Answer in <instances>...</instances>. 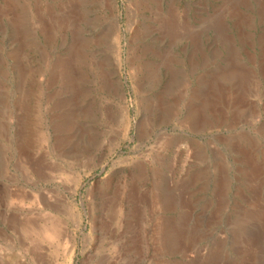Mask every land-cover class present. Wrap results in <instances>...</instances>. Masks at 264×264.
I'll return each mask as SVG.
<instances>
[{"label":"rangeland","instance_id":"374dc122","mask_svg":"<svg viewBox=\"0 0 264 264\" xmlns=\"http://www.w3.org/2000/svg\"><path fill=\"white\" fill-rule=\"evenodd\" d=\"M0 264H264V0H0Z\"/></svg>","mask_w":264,"mask_h":264},{"label":"bare ground","instance_id":"6f19581e","mask_svg":"<svg viewBox=\"0 0 264 264\" xmlns=\"http://www.w3.org/2000/svg\"><path fill=\"white\" fill-rule=\"evenodd\" d=\"M170 31V30H169ZM53 223V222H52ZM256 232V231H255Z\"/></svg>","mask_w":264,"mask_h":264}]
</instances>
